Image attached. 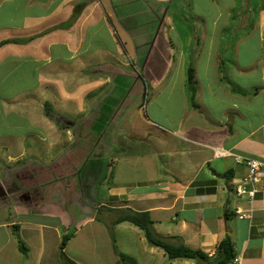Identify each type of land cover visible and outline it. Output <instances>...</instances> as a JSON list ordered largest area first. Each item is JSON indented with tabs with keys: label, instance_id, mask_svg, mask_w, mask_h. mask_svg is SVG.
<instances>
[{
	"label": "crops",
	"instance_id": "crops-1",
	"mask_svg": "<svg viewBox=\"0 0 264 264\" xmlns=\"http://www.w3.org/2000/svg\"><path fill=\"white\" fill-rule=\"evenodd\" d=\"M109 1L0 0V142L8 159L37 151L30 135L50 154L56 148L57 160L77 158L61 146L63 135L73 143L81 128L96 127L92 98L117 87L129 63L150 70L151 62L157 80L168 74L178 89L167 97L178 91L182 103L156 105L154 117L139 108L115 127L103 200L84 195L76 171H0V264H64V235V251L78 264H117L121 253L137 264H217L225 237L241 264H264V168L252 198L236 190L249 173L237 155L264 159V0L254 7L251 0H160L158 24L145 0ZM141 14L153 24L132 32L128 21ZM216 148L233 154L216 157ZM77 150L84 160L85 148ZM117 208L147 211L157 233L201 255L170 259L137 225L115 223ZM11 209V218L2 217Z\"/></svg>",
	"mask_w": 264,
	"mask_h": 264
},
{
	"label": "rangeland",
	"instance_id": "rangeland-1",
	"mask_svg": "<svg viewBox=\"0 0 264 264\" xmlns=\"http://www.w3.org/2000/svg\"><path fill=\"white\" fill-rule=\"evenodd\" d=\"M165 1L166 0L163 2L165 3ZM104 2L105 4L108 2L110 4L109 0H104ZM130 2L131 5L137 3L143 4L144 0H131ZM154 2L155 5H152ZM163 2L160 0H145V3L149 5V7L154 10V13L156 14L157 17L154 18H157V24L160 22L159 20L162 17L160 15L161 10L156 6V3L161 7ZM250 4L253 6L254 1L251 0ZM239 17L240 15H236L235 19H239ZM133 19L134 20L128 21V24L132 32L135 33L138 29L147 30L148 24H151V26L153 24L151 21L153 17L147 14L134 16ZM116 29L118 34L122 36L123 33L120 23L116 24ZM144 43L145 42H142V45ZM148 49L149 47L144 45L140 47L139 51L141 54H144L148 52ZM128 51L130 53L129 56H126V58L134 55L132 52L133 50L130 47H128ZM131 58L133 59L134 56ZM143 66V64L139 63H136V65L134 63H129V66H121L128 74L126 76L119 77V79L115 81L117 87L101 91L99 94H96L95 97H93L94 95L92 94L90 95V97H93L92 100H94L93 102H95L97 106L95 117L96 121H94V125H96V127L81 128L80 136L82 139L79 140V138H76L73 143L71 140H68V135L66 134H64L62 138L61 146L65 144V141L66 146L71 148L70 153L77 155V158L68 159L65 157L64 159L57 160L55 158L57 154L56 151H58L56 148V151L54 150V152L51 153V157V154L49 153V148L51 146L39 140V138L34 135H30L27 136V139H33L36 141L37 151L34 152V154L26 151L21 157H19V160L8 159L6 155L7 147H5L7 144L0 142V171H76L73 178L78 183L79 180L83 183V193L85 196L93 195V197H98L101 200L106 198V190L108 187L107 183L111 179L110 176L114 173V171H112L114 168L113 164L112 162L110 164L109 161V158L112 157V155L108 153V146L112 139L111 132L115 129V127H120L124 124L126 126L130 116L134 115L139 108H141L142 117L147 115L154 117L152 108L156 105L163 106L167 103L172 105L173 100L176 103L181 102L180 93H178V91H176L175 94L173 92L174 95L167 97L170 88H176V90L178 89V86L173 87L168 84L170 81L168 74L165 75L164 78L157 80L154 78L155 70L152 69L153 64L150 62V70L152 69L151 73H149L150 70L143 69ZM129 108L135 109V112L128 113L127 110ZM76 124L80 125L79 121H77ZM77 132V135L79 136V129ZM118 135L119 134H117V138ZM20 145L21 150L23 147L28 148L29 146L26 140ZM117 146L119 149L123 146V143L119 142ZM79 147L85 148L86 150V158L84 160H79V152L78 154L76 153ZM120 151L121 150L119 149V152ZM113 158L117 160L118 156L116 155V157L114 156ZM56 167L58 170H56ZM96 178L100 180L97 184H95ZM16 182L15 185L17 186L14 188L21 190L20 184ZM41 189L42 186L36 187L33 190L39 192ZM36 191L33 192L35 195L37 193ZM22 194L23 192L20 191L16 193L15 196H20ZM73 197L74 193H69V199L72 200ZM12 211V209L9 210V212L5 213L2 217L11 218L10 215L13 213Z\"/></svg>",
	"mask_w": 264,
	"mask_h": 264
},
{
	"label": "trees",
	"instance_id": "trees-1",
	"mask_svg": "<svg viewBox=\"0 0 264 264\" xmlns=\"http://www.w3.org/2000/svg\"><path fill=\"white\" fill-rule=\"evenodd\" d=\"M188 85L189 89L192 92V102L193 104H195L194 96L196 87L194 70L192 67H190L188 70ZM115 210L118 213L114 221L115 223L129 221L137 225L144 231V234L147 237L148 241L155 246L163 248L170 259L197 258L199 255H201L200 251L192 249L182 243L175 244L171 242L167 237H163L159 233H157L153 225V220L147 211H136L131 208H117ZM68 239L69 235H64L62 238L60 251L61 258L64 264H78L73 259L68 257L66 252L64 251ZM217 252V264H228L234 258L233 245L228 237H225L219 242ZM117 264H137V262L132 257L121 253Z\"/></svg>",
	"mask_w": 264,
	"mask_h": 264
},
{
	"label": "built area",
	"instance_id": "built-area-1",
	"mask_svg": "<svg viewBox=\"0 0 264 264\" xmlns=\"http://www.w3.org/2000/svg\"><path fill=\"white\" fill-rule=\"evenodd\" d=\"M230 151L227 149L222 148H216L214 155L216 157H224L226 155H232ZM237 160L242 161L244 160L249 168V173L246 175L240 183L236 185V190L239 195H248L250 198H252L255 193L257 192V182L260 180L261 170L264 168V159H254L250 157H243L240 155H237ZM250 214L246 212H241L240 217L241 218H247ZM228 264H241V258L239 256H235Z\"/></svg>",
	"mask_w": 264,
	"mask_h": 264
}]
</instances>
